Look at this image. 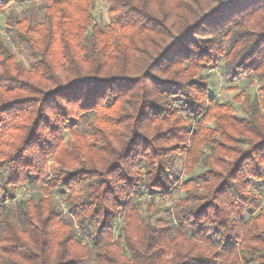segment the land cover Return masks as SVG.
<instances>
[{
  "label": "trees",
  "instance_id": "1",
  "mask_svg": "<svg viewBox=\"0 0 264 264\" xmlns=\"http://www.w3.org/2000/svg\"><path fill=\"white\" fill-rule=\"evenodd\" d=\"M94 1L0 0V264H264V112L196 80L264 93V0H105V25Z\"/></svg>",
  "mask_w": 264,
  "mask_h": 264
},
{
  "label": "rangeland",
  "instance_id": "2",
  "mask_svg": "<svg viewBox=\"0 0 264 264\" xmlns=\"http://www.w3.org/2000/svg\"><path fill=\"white\" fill-rule=\"evenodd\" d=\"M95 5L93 7L94 20L99 25H105L108 22V5L105 0H95ZM12 9L18 16H22L23 13L30 14L34 20L37 22L43 17V8L41 3H36L32 5L23 6L20 4L12 3L9 5L8 10ZM28 12V13H27ZM5 26V16L0 17V35L3 37L8 36L4 31ZM7 39V37H6ZM8 40V39H7ZM11 51L15 54L17 61L21 63L24 67H28L32 61L30 52L26 49V45H17L8 41ZM197 81L208 85L211 93L215 98H217L222 103L230 102L234 105L236 109V114L241 115L239 111V104L235 101V96L238 93L245 92L252 97H255L260 105L261 113L264 112V93L259 90V82L251 76H240L234 81H229V79L224 75L222 70L215 68L212 70L202 71L199 77H196ZM242 100V99H241ZM247 150V146L244 147ZM183 162H178V167L182 166ZM51 161L48 162V171H51ZM199 167L193 172L199 171ZM186 178L185 174L181 171L178 175V181L173 186L172 193L164 198H155L150 200L149 197L144 195L141 199V213L143 216L150 213L153 219H167L168 214L171 210V205L177 201L179 198L183 197L184 190L181 188V184ZM264 184V182H263ZM264 186V185H263ZM264 191V187H263ZM31 190L28 188L21 189L18 191V198L27 197ZM54 202L61 207V201L58 198H54Z\"/></svg>",
  "mask_w": 264,
  "mask_h": 264
}]
</instances>
